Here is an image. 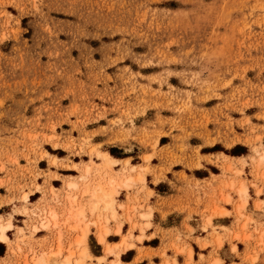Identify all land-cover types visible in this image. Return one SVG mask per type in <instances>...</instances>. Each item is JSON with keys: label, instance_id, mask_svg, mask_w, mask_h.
<instances>
[{"label": "rangeland", "instance_id": "1", "mask_svg": "<svg viewBox=\"0 0 264 264\" xmlns=\"http://www.w3.org/2000/svg\"><path fill=\"white\" fill-rule=\"evenodd\" d=\"M101 151L117 162L105 166ZM176 163L221 172V200L233 209L204 215L216 235L212 264H224L213 217L231 213L240 225L229 229L230 250L241 261L231 264L260 260L264 231L247 207L251 187L264 210V0H0V221L14 225L0 264L56 248L59 230L34 231L44 205L60 206L69 193L87 204L85 184L132 176L116 194V218L103 205L87 209L96 237L101 226L122 233L129 223L121 242L107 241L130 245L122 261L146 237L153 207L119 201L120 192L149 196L147 174L158 182ZM72 180L80 189L67 188ZM61 233L67 253L78 232L63 225ZM89 244L100 252L94 237ZM101 245L105 254L90 251L85 264H115Z\"/></svg>", "mask_w": 264, "mask_h": 264}, {"label": "crops", "instance_id": "2", "mask_svg": "<svg viewBox=\"0 0 264 264\" xmlns=\"http://www.w3.org/2000/svg\"><path fill=\"white\" fill-rule=\"evenodd\" d=\"M200 155L206 154L200 153ZM117 158L125 160L129 157ZM141 162L139 161L138 163ZM205 163L208 164V162ZM153 164L156 165V163ZM120 166L121 163L116 164L114 166L115 170H119ZM202 169L201 167L189 169L185 168L183 164L176 163L166 171L165 178H161L158 182L154 181L153 174H147L146 184L152 191V194H149V196L146 190H140L139 192L132 190L129 192V196L126 190L120 192L118 196L119 201L131 203V200L134 201L138 198L141 204H144L146 207L149 205L153 207V216L150 220L151 226L145 231L146 237L142 242H137V248L134 247L121 256L125 264H212L216 254L213 245L209 243L213 242L216 235L211 236L210 227L208 230H204V215L206 216L211 213L209 207L211 209L217 205L223 206L230 211L233 208L230 204L224 203L221 200L222 195L227 191L226 189H222V184L219 182L220 178H216L221 172L216 173L206 166ZM197 171L207 172L198 174ZM183 172H185L186 177L183 176ZM248 179H250L249 176ZM162 186H164V189H162ZM249 192L251 197L247 211L251 212L252 218L259 221L260 232H263L264 210L258 211L255 209V191L249 187ZM259 199L264 200V190L259 195ZM206 208H208L207 211ZM117 212L121 214L120 209H117ZM213 224L217 226V232L224 236L223 249L218 251V255L222 258L223 263H240V259L231 252L228 239V232L231 229L238 230L240 225L233 213L227 216L213 217ZM111 225H113L112 222ZM250 225L253 228L254 223H250ZM128 229L129 223H125L122 233H126ZM90 231L91 233L88 234L89 242L93 237L99 242L94 227H90ZM38 234H45V231H41ZM134 234L139 235L140 230L136 229ZM107 241L109 243H119L121 242V235L109 233ZM205 241H207V244L202 246L201 242L204 243ZM0 242L1 259L7 256L9 247L5 242ZM234 242H236L239 252H242L245 248L243 242ZM99 245L100 252L96 254L92 251L89 244L90 251L94 256L105 254L104 247L101 244ZM180 249H184V251L181 252ZM191 251L192 254L190 256ZM111 259H113V255H108L107 261ZM243 263L248 264L246 261ZM102 264H105V262ZM254 264H264V252L260 254V260Z\"/></svg>", "mask_w": 264, "mask_h": 264}, {"label": "bare ground", "instance_id": "3", "mask_svg": "<svg viewBox=\"0 0 264 264\" xmlns=\"http://www.w3.org/2000/svg\"><path fill=\"white\" fill-rule=\"evenodd\" d=\"M98 156L101 157V160L103 158L105 166H111L113 163L117 162V160H115L108 152H102V151L98 152ZM98 168H100V167H98ZM89 169L90 168L88 167L86 174H84L82 176V179L85 180L86 182L88 180ZM128 175H129V173H128ZM140 178H142V177H140ZM118 180L116 178H111L107 185H102V184H97V183H96L97 185H91L89 183L85 184L83 186V192L85 193L84 196L87 198V201H86L87 204H80L78 201L79 197H77L76 195H73L71 193H69V194L67 193L68 195L66 197V200L64 201L63 204H60V206H56L53 204L52 205H44V207L41 210V213L38 214L39 220H38V223L34 226V231L35 232L36 231L37 232L46 231V230L50 231V229H52V228L59 230L58 231L59 235H57L58 244L55 246L56 248L52 247V249L43 250V251L35 253L31 257V259L29 261H27L25 264H85V261L87 258L91 257L90 259H92V254L90 253L89 246H88V234L90 232L91 223L86 222L87 217H88L87 209H90L92 212H94L98 208H101V205H103L104 209L112 210L113 211L112 216L114 218H116V211H115V209H116V207H115L116 206V194L119 192V187L123 188V187L131 186V184H133L134 177L128 176V177H125V179H123L122 181H118ZM80 187H81V185L79 184V182L73 181V180L68 182V184H67V188L69 190H72V191L80 189ZM56 192H57V190H56ZM241 192L246 193V189L245 188L241 189ZM27 197L28 196H26V198ZM43 203H45V202L43 201ZM93 224L99 226V221H93ZM63 225H68L70 232H78V234L75 236L74 241L71 243L67 253H64V248H63L64 246H63V241H62V236H61V234L63 233V232L61 233V227ZM13 226L14 225L11 222L10 223H3L2 221H0V241L5 242V243L10 242V238L8 236V231H10L13 228ZM63 229H64V227H63ZM120 231H121V226L118 227L116 232L122 234ZM67 232H68V230H67ZM109 233H110V230L107 226H101L98 230V233H97L98 240L101 244H103L106 247L108 254L113 253L117 256V260H116L115 264H123L119 258L120 253L122 252V250H125V248L129 247L130 245H126L122 249H120V244H116L113 246H112V244L110 245L107 242V236ZM70 239H72V238H70ZM131 240H132V238H131ZM125 241H123V244L125 243ZM28 244L31 245V242H29ZM20 245H22V244H20ZM22 250H24V249H22ZM40 250H42V249H40ZM11 253H12V251H11ZM76 253H78V255H76ZM30 254H31V252H30ZM98 259L100 261L104 260V258H102V257H98Z\"/></svg>", "mask_w": 264, "mask_h": 264}, {"label": "trees", "instance_id": "4", "mask_svg": "<svg viewBox=\"0 0 264 264\" xmlns=\"http://www.w3.org/2000/svg\"><path fill=\"white\" fill-rule=\"evenodd\" d=\"M114 155L118 156L116 153H113Z\"/></svg>", "mask_w": 264, "mask_h": 264}]
</instances>
